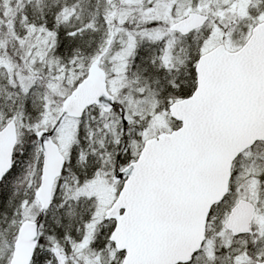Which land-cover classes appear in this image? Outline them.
Listing matches in <instances>:
<instances>
[{
	"label": "snow or ice",
	"instance_id": "1",
	"mask_svg": "<svg viewBox=\"0 0 264 264\" xmlns=\"http://www.w3.org/2000/svg\"><path fill=\"white\" fill-rule=\"evenodd\" d=\"M0 264H264V0H0Z\"/></svg>",
	"mask_w": 264,
	"mask_h": 264
}]
</instances>
